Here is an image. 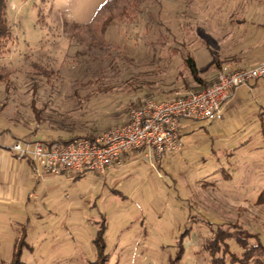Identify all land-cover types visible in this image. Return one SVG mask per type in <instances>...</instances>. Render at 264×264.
I'll list each match as a JSON object with an SVG mask.
<instances>
[{"label": "rangeland", "instance_id": "obj_1", "mask_svg": "<svg viewBox=\"0 0 264 264\" xmlns=\"http://www.w3.org/2000/svg\"><path fill=\"white\" fill-rule=\"evenodd\" d=\"M4 3L0 130L26 139L96 135L122 124L144 97L198 89L187 53L196 51L199 73L210 80L218 69L205 52L224 48L225 29L247 9L264 14V0ZM234 104L226 114L238 126L188 122L179 129L181 151L154 166L138 155L125 164L127 155L116 171L59 175L62 196L40 221L25 224L20 260L92 264L102 225L105 264H210L205 245L217 229L264 242V103ZM3 226L0 264H9L12 228ZM227 242L241 252L234 238ZM227 248L219 244L217 254Z\"/></svg>", "mask_w": 264, "mask_h": 264}, {"label": "built area", "instance_id": "obj_2", "mask_svg": "<svg viewBox=\"0 0 264 264\" xmlns=\"http://www.w3.org/2000/svg\"><path fill=\"white\" fill-rule=\"evenodd\" d=\"M264 77V60L249 68L222 66L211 83L199 90H187L172 97H144L128 111L123 124L91 138L70 141L51 138H16L9 149L18 159H29L34 177L44 173L61 175L91 171L105 174L121 167L127 155L142 156L152 166L167 153L182 148L183 121L209 123L221 120L235 92Z\"/></svg>", "mask_w": 264, "mask_h": 264}, {"label": "crops", "instance_id": "obj_3", "mask_svg": "<svg viewBox=\"0 0 264 264\" xmlns=\"http://www.w3.org/2000/svg\"><path fill=\"white\" fill-rule=\"evenodd\" d=\"M232 23L234 25L229 26L228 30L224 28L226 31L224 48H209L211 58L205 52L206 60L209 61L208 66L211 68L218 69V65L230 68H249L264 60V14L260 11L257 12L256 9H247ZM218 36L215 35L217 42H219ZM229 39H231L230 44L227 43ZM195 52H192V57L197 67L198 59ZM199 74L202 78L207 76V74ZM175 92L173 90L171 95L166 93L158 98L172 97ZM251 98L264 103V77L253 81L249 87L238 89L232 103H235V106L237 103L239 107H242ZM232 103L231 105H233ZM235 117L233 113L225 114L221 120H218L219 128L232 130L238 126ZM188 122L191 121H183L182 125L185 126ZM204 123L195 122L191 126L195 128L204 125ZM16 138L17 136L9 134L6 129L0 130V223H3V227L12 228V232L9 233L12 243L20 235L21 227L25 228V224L28 225L31 220L40 221L42 216L56 205L58 197L62 196V192H59L60 185L64 187L61 183L66 180L59 175L49 173L35 178L32 162L25 158L18 159L9 149L10 144ZM130 156L126 157L125 164L131 159ZM119 168L107 171H116ZM16 225L18 228L15 227ZM15 228L18 230L15 231Z\"/></svg>", "mask_w": 264, "mask_h": 264}, {"label": "trees", "instance_id": "obj_4", "mask_svg": "<svg viewBox=\"0 0 264 264\" xmlns=\"http://www.w3.org/2000/svg\"><path fill=\"white\" fill-rule=\"evenodd\" d=\"M106 21H109L107 19ZM106 27V24L102 25V30ZM9 34V29L6 23V12H5V3L4 0H0V41L2 38H6ZM185 67L188 69L192 79L197 85L198 89H202L207 87L211 81L203 79L199 71L196 67L195 61L193 57L189 54L186 55V58L183 60ZM218 65V63H216ZM218 69H220L221 65H218ZM34 111H37L35 108ZM37 113V112H36ZM38 117V116H37ZM260 117V131L262 134V138L264 141V109L259 112ZM92 136H81V135H74L67 139H60V141H70L79 137H88L91 138ZM102 233H103V225L102 228L98 231L97 237L94 239L95 244L99 247L100 252L98 253V258L92 262V264H105L106 256L103 255V242H102ZM246 237L239 238L238 235L231 236L229 232H224V230L217 229L216 232L213 234L212 238L209 242L206 243L205 249L209 252L210 256V264H264V242L261 240L259 236H250L245 235ZM26 233L25 228L21 227V233L18 238L14 242V249L12 251V259L9 264H23L20 260V253L22 246L26 244L25 241ZM249 237H253V241H249ZM234 238L235 243L239 248H241V252L237 254L235 251H232L230 248L229 243L227 242L228 239ZM244 239V240H243ZM223 243L224 245L228 246V250L222 251L220 255H218V245ZM228 257V259H227Z\"/></svg>", "mask_w": 264, "mask_h": 264}]
</instances>
